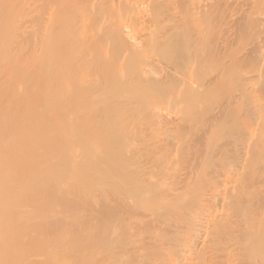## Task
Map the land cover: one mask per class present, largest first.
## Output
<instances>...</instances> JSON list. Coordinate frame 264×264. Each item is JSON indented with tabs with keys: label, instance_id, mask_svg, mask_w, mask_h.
Instances as JSON below:
<instances>
[{
	"label": "bare ground",
	"instance_id": "bare-ground-1",
	"mask_svg": "<svg viewBox=\"0 0 264 264\" xmlns=\"http://www.w3.org/2000/svg\"><path fill=\"white\" fill-rule=\"evenodd\" d=\"M0 264H264V0H0Z\"/></svg>",
	"mask_w": 264,
	"mask_h": 264
}]
</instances>
